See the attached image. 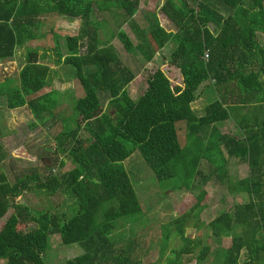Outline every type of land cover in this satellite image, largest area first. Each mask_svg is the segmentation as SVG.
Wrapping results in <instances>:
<instances>
[{
	"label": "trees",
	"instance_id": "16d2710c",
	"mask_svg": "<svg viewBox=\"0 0 264 264\" xmlns=\"http://www.w3.org/2000/svg\"><path fill=\"white\" fill-rule=\"evenodd\" d=\"M149 1L153 4L145 13L147 26L140 27L134 19L142 0H0V63L15 58L27 42L52 34L59 62L85 92L73 107L80 118L76 128L56 136L57 151L72 157L73 171L57 174L42 163L11 181L4 168L8 155L0 147V221L4 220L0 259L7 264H47L51 236L82 251L65 264H144L135 256L136 235H131L133 242L126 248L118 247L128 233L125 227L137 224L145 211L124 166L136 152L160 182L184 175L187 181L180 187L189 190L197 177L208 181L215 176L229 194L246 195V204L228 205L209 223L213 237L230 239L216 264H264V47L259 37L264 34V0H220L227 16L202 2L192 8L184 0H166L161 13L175 31L162 26L157 0ZM97 7L121 11L138 43L122 28L114 35L128 54L138 52L148 63L175 40L168 67L176 70L181 86L159 69L134 101L127 88L136 75L115 47H100V25L93 22ZM51 16L83 24L78 36L67 37L69 54L64 59L54 30L40 34L44 20ZM82 41L87 43L83 55ZM50 73L39 53L30 51L17 85L6 82L0 87L7 109L28 107L36 120L34 127L47 125L58 106V92L39 96L49 85ZM207 82L217 99L198 116L193 105ZM105 93L115 115L104 109ZM179 123L186 126L185 146L180 143ZM82 129L88 133L86 139L80 136ZM225 154L239 165H248L249 176L235 181ZM203 161L213 167L210 177L199 170ZM64 165L60 163L61 168ZM32 187L75 200L72 216L61 212L62 204L49 211L17 204ZM206 199L202 190L195 217ZM189 215L182 214L170 224L185 243L178 256L203 264L212 250L201 238L186 236ZM170 233L167 228L162 253Z\"/></svg>",
	"mask_w": 264,
	"mask_h": 264
},
{
	"label": "rangeland",
	"instance_id": "374dc122",
	"mask_svg": "<svg viewBox=\"0 0 264 264\" xmlns=\"http://www.w3.org/2000/svg\"><path fill=\"white\" fill-rule=\"evenodd\" d=\"M114 1V0H113ZM192 8H195L199 2L207 4L222 15L227 16V12L220 0H184ZM156 12L163 27L175 31L166 17L161 13V8L166 0L156 1ZM149 0H142V6L135 17L136 24L140 27H146L145 13L149 12L152 7ZM93 22L100 25L99 40L100 47H115L119 58L125 66L130 68L136 75V79L129 85L127 91L130 97L137 101L146 91L148 79L159 69L167 73L174 84H177L178 76L176 70L168 67L171 54L177 47V42H171L165 49L160 51L151 63H148L140 53L135 52L128 54L123 45L114 35L120 28L128 33L131 40L137 45V37L130 24L125 22L121 11L115 7L109 10L97 7ZM83 24L80 20H72L67 17H47L44 20L40 34L51 32L60 37V51L64 59L69 54L67 37H75L80 34ZM212 32H217V28L210 24ZM53 29V30H52ZM81 55L87 52V43H80ZM264 46V39L261 40ZM53 36L27 42L23 47L17 50L15 58L0 63V87L6 82L17 85L19 74L27 62V53L37 51L47 66L50 67L51 73L48 80V87L40 95H45L53 91L58 92V106L50 116L47 125H38L32 111L28 107L18 110H9L6 107V97L0 95V147L7 153L8 157L4 163L5 172L11 181H15L23 174L40 167L46 163L55 173L64 174L74 170L76 167L73 159L69 155H63L57 151L56 136L63 130H73L77 126L79 115L74 113L75 103L84 97L85 92L81 85L74 79L70 78L69 68L59 62L56 53ZM90 72V71H89ZM208 84L203 85L200 90L199 98L194 104V110L198 116L204 115L205 107L217 99V96ZM181 86V84L178 82ZM101 101L107 113L115 115L113 109L108 105V95L105 93L101 96ZM179 139L181 145L185 146L188 142L186 136V126L184 123L178 125ZM80 136L83 139L88 137V133L82 129ZM228 170L230 176L236 181L249 176L248 165H239L237 160L229 159ZM64 163L61 168L60 163ZM124 166L129 174L130 180L135 191L140 198L145 209L144 214L140 217L134 226H126L124 229L126 238H122L118 244L119 248H126L133 242L131 235L137 237V248L135 256L140 258L144 264H167L170 260L174 264H197L193 257L186 255L178 256L179 251L185 243L178 236L176 229L170 224L182 214L190 213L189 226L186 229L188 238H201L203 245L211 247V254L203 264H216L219 260L220 253L230 246V239H217L212 236L209 223L227 210L228 205L246 204L248 198L246 195L229 194L220 184L215 176L208 181L197 177L191 186L187 189L180 187L187 179L184 175L174 180L158 181L153 171L146 165L140 154L136 152L131 158L124 162ZM204 177H210L213 167L206 161L202 162L200 169ZM202 190H206L207 199L205 208L200 213L195 206ZM75 200L63 195L50 196L46 191L38 190L32 187L30 191L24 193L16 202L22 206H31L38 211L55 210L59 205L61 212L69 218L72 216V209ZM124 222V219L119 220ZM4 220L0 221V228ZM167 228H171L170 240L164 253L161 252ZM133 229V233L131 232ZM123 233V229L117 233ZM239 230L235 231V234ZM49 249L45 258L47 264H65L68 260L74 259L82 254V251L76 246H63L59 236L49 237ZM0 264H7V261L0 259Z\"/></svg>",
	"mask_w": 264,
	"mask_h": 264
},
{
	"label": "crops",
	"instance_id": "0c3cea01",
	"mask_svg": "<svg viewBox=\"0 0 264 264\" xmlns=\"http://www.w3.org/2000/svg\"><path fill=\"white\" fill-rule=\"evenodd\" d=\"M259 37H260L261 40L264 39V34H260ZM262 46H263V45H262ZM263 47H264V46H263ZM261 81L264 82V76L261 77ZM205 84H208V82L205 83ZM209 84H211V83H209ZM205 108H206V107H205ZM193 109H194V105H193Z\"/></svg>",
	"mask_w": 264,
	"mask_h": 264
},
{
	"label": "built area",
	"instance_id": "2783aa9c",
	"mask_svg": "<svg viewBox=\"0 0 264 264\" xmlns=\"http://www.w3.org/2000/svg\"><path fill=\"white\" fill-rule=\"evenodd\" d=\"M209 59H210V57H209V54L207 53V54L205 55V60H206V61H209Z\"/></svg>",
	"mask_w": 264,
	"mask_h": 264
}]
</instances>
